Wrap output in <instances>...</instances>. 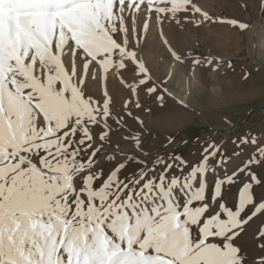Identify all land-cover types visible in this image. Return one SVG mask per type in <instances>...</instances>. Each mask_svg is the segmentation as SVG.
Returning <instances> with one entry per match:
<instances>
[{"label":"snow or ice","instance_id":"obj_1","mask_svg":"<svg viewBox=\"0 0 264 264\" xmlns=\"http://www.w3.org/2000/svg\"><path fill=\"white\" fill-rule=\"evenodd\" d=\"M213 23L251 27L196 0H0V264H264V122L201 125L172 88L223 62L165 25ZM153 27L163 75L137 54Z\"/></svg>","mask_w":264,"mask_h":264},{"label":"rangeland","instance_id":"obj_2","mask_svg":"<svg viewBox=\"0 0 264 264\" xmlns=\"http://www.w3.org/2000/svg\"><path fill=\"white\" fill-rule=\"evenodd\" d=\"M197 4L212 16L237 18L248 22L251 27L240 32L226 25L209 24L198 30H181L173 25H165L164 36L178 51L192 49L201 57L219 58L223 63L219 71L197 69V79L192 82L191 94L188 83L182 73H178L172 81V88L185 100L195 105L196 117L201 125H215L224 128V118L232 119L238 126H256L264 122V9L258 5V0H196ZM138 57L157 74L163 75L169 70L166 60V49L158 34L153 29L148 33L147 43L138 50ZM232 62V68L227 62ZM251 72L248 79H243L244 72ZM201 72L203 75H201ZM107 88L115 106H120L127 99V93L119 78H110ZM96 89L93 88V92ZM147 119V118H146ZM175 123L160 121V132L190 131L185 121L192 117L187 113H177L173 117ZM163 134L155 141L157 147L163 150ZM151 147V142L146 145ZM255 227V225H253ZM196 233H194L195 235Z\"/></svg>","mask_w":264,"mask_h":264}]
</instances>
